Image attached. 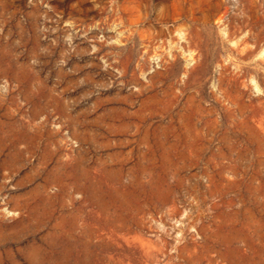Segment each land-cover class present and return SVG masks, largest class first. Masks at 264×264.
<instances>
[{
	"label": "rangeland",
	"instance_id": "obj_1",
	"mask_svg": "<svg viewBox=\"0 0 264 264\" xmlns=\"http://www.w3.org/2000/svg\"><path fill=\"white\" fill-rule=\"evenodd\" d=\"M0 264H264V0H0Z\"/></svg>",
	"mask_w": 264,
	"mask_h": 264
}]
</instances>
